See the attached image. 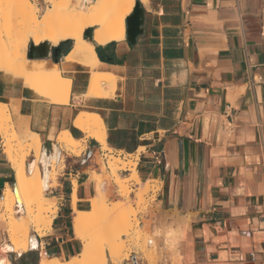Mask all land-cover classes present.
Masks as SVG:
<instances>
[{
    "label": "crops",
    "instance_id": "1",
    "mask_svg": "<svg viewBox=\"0 0 264 264\" xmlns=\"http://www.w3.org/2000/svg\"><path fill=\"white\" fill-rule=\"evenodd\" d=\"M140 1L152 15L135 45L101 46L110 63L101 55L97 71L115 78L112 98L85 97L89 72L81 68L61 75L69 83L61 105L0 74V103L22 142L36 135L50 155L64 131L85 144L83 160L60 152L63 169L47 190L56 213L44 249L51 245L60 261L81 251L73 219L91 212L92 174L107 152L73 121L92 113L105 125L107 150L137 158L140 181L158 184L154 204L178 225L189 223L187 264H264V0ZM66 47L57 63L27 62L29 75L60 72ZM2 151L1 188L12 177Z\"/></svg>",
    "mask_w": 264,
    "mask_h": 264
},
{
    "label": "bare ground",
    "instance_id": "2",
    "mask_svg": "<svg viewBox=\"0 0 264 264\" xmlns=\"http://www.w3.org/2000/svg\"><path fill=\"white\" fill-rule=\"evenodd\" d=\"M46 1L50 7L39 18L38 8L31 0H0V74L21 81L23 87L36 96L52 104L61 105L69 96V83L67 82L66 86L61 75L66 70L81 68L89 72L85 97L112 98L115 78L111 74L97 71L99 60L93 46L84 40L83 34L86 28L94 27L92 41L98 46L125 41V20L134 8V0ZM29 39L33 41L34 46L44 41L55 44L66 39L73 40L70 52L63 58L60 72L40 71L34 75L25 72L26 63L31 62L26 58ZM9 114L8 108L0 103L3 154L15 178V192L5 186L0 195V228L4 229L9 241L1 250L21 256L27 251L41 250L37 238L29 234L31 229L38 236H43L52 226L54 205L44 199V193L49 189V181L54 178L60 167V152L79 156L83 148L80 147V141L63 131L57 138L60 148L53 150L48 157L42 151L41 142L36 135L28 142H22L18 138ZM73 126L88 138L96 140L102 146L106 145L105 125L98 115L81 113L73 121ZM28 156L34 158L30 165L25 163ZM49 165L48 172L46 168ZM73 186L75 188L76 185ZM95 193L91 200L93 210L76 212L73 219L74 235L82 242L79 254L60 261L40 253L39 264H89L94 257V246L88 239L84 221L87 218L90 222H95L103 202L102 189L96 190ZM75 203L73 194V209ZM111 253L114 259L119 253L118 247L111 248ZM99 260L100 264H107L102 253L99 254ZM0 264L9 262L6 258H1Z\"/></svg>",
    "mask_w": 264,
    "mask_h": 264
},
{
    "label": "rangeland",
    "instance_id": "3",
    "mask_svg": "<svg viewBox=\"0 0 264 264\" xmlns=\"http://www.w3.org/2000/svg\"><path fill=\"white\" fill-rule=\"evenodd\" d=\"M135 1L140 2L145 12V19L148 20L152 15V13L147 11L150 10L149 3L141 2L140 0ZM31 2L38 8L39 18L50 7L46 0H31ZM86 29H89L90 33L87 36L83 34L84 40L92 45L98 46L92 41L94 27ZM64 41L70 42L66 49L73 46V40L71 39L62 40L55 44L47 41L43 43H48V47L52 48ZM32 46H34V43L29 39L26 58L27 51ZM27 60L29 59L27 58ZM59 60L60 58H58ZM40 61L54 63L51 51L47 58L41 59ZM40 67L53 68L55 66L43 64ZM25 72L27 74L30 73L27 69ZM63 76L67 77L69 73L65 71ZM0 146L3 150V139L1 135ZM80 147L83 150L79 155V160H83L87 157V155H84V142H81ZM102 150L103 152L106 151L107 154L97 158V163L100 167L99 174H92V179L96 180L95 191L101 189L103 191L102 206L95 222H90L87 218L84 221V229L87 230L89 234L88 239L94 246V257L91 258L89 264H100V253L104 255L107 264H110V261L111 264H187L184 247H190L189 223H185L184 226L178 225L175 223V216L161 211L154 204L155 194L159 189L158 184L152 182L142 183L140 181L136 173L137 158L133 159L130 157L129 160L125 161L120 159V157H114L111 151L107 150L106 145H103ZM44 154L49 157L47 150H45ZM67 156L71 155L67 154ZM33 160L34 158L32 156H28L25 162L26 165H30ZM63 161L64 158H61L60 167L51 180L52 184L50 185L49 183V188L56 187L55 178L63 169ZM67 161H72L71 157ZM41 172H43L42 169ZM126 173L129 175L126 176ZM9 187L12 189V185H9ZM4 188L0 187L2 193ZM150 194L152 195L150 196ZM47 197L48 194L46 191L44 193V199L52 203ZM52 204L54 205L53 216H55L56 205L55 203ZM92 210L93 207L91 206ZM29 234L37 238L41 244V250L34 252L27 251L21 257H18L13 252H2L1 247L8 245L9 241L4 229L0 228V259L6 258L9 264H36L40 260V253H44L50 258H56L55 251L51 249V245L46 247V250L44 249L45 245L43 241L46 242L47 239H43V236H38L32 229ZM112 246H117L119 249V253L114 259L111 253Z\"/></svg>",
    "mask_w": 264,
    "mask_h": 264
},
{
    "label": "water",
    "instance_id": "4",
    "mask_svg": "<svg viewBox=\"0 0 264 264\" xmlns=\"http://www.w3.org/2000/svg\"><path fill=\"white\" fill-rule=\"evenodd\" d=\"M144 9L141 7L139 1H135L134 8L131 14L125 20V28H126V41L134 46L136 43V39L139 35L143 33V29L141 28L144 24ZM90 33L89 29L84 31V36H87ZM50 55V47H48V43H42L38 46H32L27 51V58L29 60H41L45 59ZM55 63H57V58L53 57ZM12 189L15 192V185L12 184ZM2 194V190L0 189V195Z\"/></svg>",
    "mask_w": 264,
    "mask_h": 264
},
{
    "label": "trees",
    "instance_id": "5",
    "mask_svg": "<svg viewBox=\"0 0 264 264\" xmlns=\"http://www.w3.org/2000/svg\"><path fill=\"white\" fill-rule=\"evenodd\" d=\"M70 42L69 41H64V42H61L60 44H59V46L58 47H60V46H67L68 44H69ZM91 44V43H90ZM92 45V44H91ZM109 45H112V43L111 44H108V46ZM93 46V48H94V50H95V53H96V55H97V57H98V59H99V61H101V57H100V54L103 56V62H105V63H110V60L108 59V57L107 56H105V53H104V48L103 47H101V46H95V45H92ZM28 72H31V70L28 68ZM10 171V174L12 175V177L10 178V180H7V182H9L10 183V185H12L13 183H14V179H13V172L11 171V170H9Z\"/></svg>",
    "mask_w": 264,
    "mask_h": 264
},
{
    "label": "flooded vegetation",
    "instance_id": "6",
    "mask_svg": "<svg viewBox=\"0 0 264 264\" xmlns=\"http://www.w3.org/2000/svg\"><path fill=\"white\" fill-rule=\"evenodd\" d=\"M53 47L54 48L51 50V54H52L53 57L58 58L61 55V53L64 51L66 45L65 46H60V47H58V45H57V47H55V46H53ZM100 57H101V54H100ZM44 62L45 61H40V60L31 61L30 62V66H33V65L34 66H38V65H40V64H42Z\"/></svg>",
    "mask_w": 264,
    "mask_h": 264
}]
</instances>
